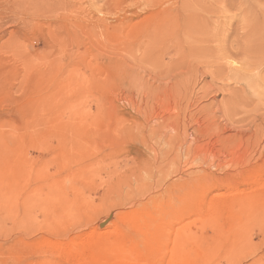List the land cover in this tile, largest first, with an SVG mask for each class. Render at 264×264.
<instances>
[{"label":"rangeland","instance_id":"1","mask_svg":"<svg viewBox=\"0 0 264 264\" xmlns=\"http://www.w3.org/2000/svg\"><path fill=\"white\" fill-rule=\"evenodd\" d=\"M263 59L264 0H0V264H264Z\"/></svg>","mask_w":264,"mask_h":264},{"label":"bare ground","instance_id":"2","mask_svg":"<svg viewBox=\"0 0 264 264\" xmlns=\"http://www.w3.org/2000/svg\"><path fill=\"white\" fill-rule=\"evenodd\" d=\"M194 18V17H193ZM191 16L189 17V21H191V22H195V23H197V24H199V19L198 18H196V19H193ZM188 21V22H189ZM195 26V25H194ZM198 28H199V26H198ZM183 34V33H182ZM195 34V33H194ZM262 34V33H261ZM263 35V34H262ZM251 36L252 35H250V38L249 39H251ZM185 37V36H184ZM188 37V36H187ZM262 37V36H261ZM188 39V38H187ZM190 41V40H189ZM240 45H238L240 48L239 49H247V48H249V44H251V41H247V40H243V41H241L240 43H239ZM250 50V49H249ZM251 51V50H250ZM254 51H255V49H254ZM246 52V51H245ZM252 52V51H251ZM256 53H258L257 51L255 52V54ZM254 54V55H255ZM261 54V53H260ZM259 56H261V55H258V57ZM254 57V56H253ZM252 57V60L254 61V59L255 60H257V58H253ZM255 57H257V56H255ZM261 58V57H260ZM264 60V59H263ZM262 62V61H261ZM257 63H259V62H257ZM253 64H255V62L253 63ZM262 67V66H261ZM263 69V68H262ZM216 71V70H215ZM264 71V70H263ZM263 73V72H262ZM261 74V73H260ZM255 79H256V77L254 78V80L253 79H251V78H248L247 79V84H248V86H252L254 83H255ZM260 80H262L263 82H264V75L262 76V78L260 79ZM240 89V94L242 93V91H243V89H245V88H243V87H241V88H239ZM251 89V88H250ZM247 90V89H246ZM48 242V241H47ZM178 243V242H177ZM177 243H176V245H177ZM47 244V243H46ZM48 245V244H47ZM53 245V244H52ZM175 245V246H176ZM49 246V245H48ZM53 248H54V246H53ZM60 248V247H59ZM64 248V247H63ZM52 249V248H51ZM50 249V250H51ZM52 251V250H51ZM102 253V252H101ZM56 256V255H55Z\"/></svg>","mask_w":264,"mask_h":264}]
</instances>
